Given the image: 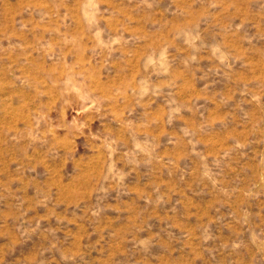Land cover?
Masks as SVG:
<instances>
[{
    "label": "rangeland",
    "instance_id": "374dc122",
    "mask_svg": "<svg viewBox=\"0 0 264 264\" xmlns=\"http://www.w3.org/2000/svg\"><path fill=\"white\" fill-rule=\"evenodd\" d=\"M0 264H264V0H0Z\"/></svg>",
    "mask_w": 264,
    "mask_h": 264
}]
</instances>
